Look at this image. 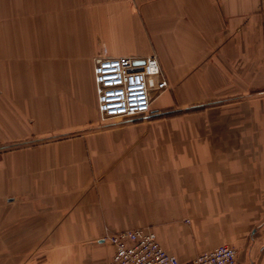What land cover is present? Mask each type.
Returning a JSON list of instances; mask_svg holds the SVG:
<instances>
[{"label": "crops", "instance_id": "crops-1", "mask_svg": "<svg viewBox=\"0 0 264 264\" xmlns=\"http://www.w3.org/2000/svg\"><path fill=\"white\" fill-rule=\"evenodd\" d=\"M149 53L151 113L89 127L94 58ZM137 226L264 264V0H0V264H108Z\"/></svg>", "mask_w": 264, "mask_h": 264}, {"label": "built area", "instance_id": "built-area-1", "mask_svg": "<svg viewBox=\"0 0 264 264\" xmlns=\"http://www.w3.org/2000/svg\"><path fill=\"white\" fill-rule=\"evenodd\" d=\"M93 80L102 119L145 117L169 85L157 55L95 57ZM113 246L108 264H241L237 249L222 244L181 262L159 244L155 232L137 226L106 234Z\"/></svg>", "mask_w": 264, "mask_h": 264}, {"label": "rangeland", "instance_id": "rangeland-1", "mask_svg": "<svg viewBox=\"0 0 264 264\" xmlns=\"http://www.w3.org/2000/svg\"><path fill=\"white\" fill-rule=\"evenodd\" d=\"M168 111V110H173V106H168L164 109H160V110H157L158 112L160 111ZM173 112V111H171ZM97 122H96V125L95 126H89V127H93V128H103V127H107V126H110L112 124H117V123H120V122H125V121H130V120H139L140 118L139 117H136V118H122V119H119V118H106V119H102L99 114L97 113ZM166 117H171V116H166Z\"/></svg>", "mask_w": 264, "mask_h": 264}, {"label": "trees", "instance_id": "trees-1", "mask_svg": "<svg viewBox=\"0 0 264 264\" xmlns=\"http://www.w3.org/2000/svg\"><path fill=\"white\" fill-rule=\"evenodd\" d=\"M171 111H173V110H168V111L163 110V111L157 112L155 114V116H157V117L158 116H173L175 114H178V113L182 112V111H174V112H171Z\"/></svg>", "mask_w": 264, "mask_h": 264}]
</instances>
